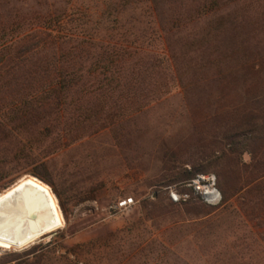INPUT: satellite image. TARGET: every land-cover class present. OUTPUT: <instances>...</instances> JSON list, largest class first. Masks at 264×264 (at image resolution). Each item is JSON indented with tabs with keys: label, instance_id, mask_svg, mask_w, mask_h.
I'll list each match as a JSON object with an SVG mask.
<instances>
[{
	"label": "trees",
	"instance_id": "1",
	"mask_svg": "<svg viewBox=\"0 0 264 264\" xmlns=\"http://www.w3.org/2000/svg\"><path fill=\"white\" fill-rule=\"evenodd\" d=\"M78 1L0 0V156L11 158H0V182L12 161L46 169L47 156L30 152L53 134L56 152L137 120L172 89L232 84L239 102L218 98L213 111L192 121L193 137L216 123L208 157L221 195L216 206L187 186L199 171L183 162L153 183L182 186L188 199H146L139 226L61 250L80 264H101L114 237L142 228L189 240L212 264H264V0H86L84 11ZM74 194L78 203L93 199Z\"/></svg>",
	"mask_w": 264,
	"mask_h": 264
},
{
	"label": "rangeland",
	"instance_id": "2",
	"mask_svg": "<svg viewBox=\"0 0 264 264\" xmlns=\"http://www.w3.org/2000/svg\"><path fill=\"white\" fill-rule=\"evenodd\" d=\"M85 1L79 0L77 6L81 7ZM80 9L83 10V7ZM199 89L188 94L183 90L172 89L160 101L146 108L137 120L115 127L108 126L95 135L56 152L53 151L56 139L53 134L43 146L36 145L30 152L31 156L38 159L47 156L42 160L47 161L46 169L39 162L34 166L10 162L7 165L10 172L0 182V193L21 178L32 176V171L49 177L51 184L39 180L52 191L61 212L63 226L25 248L1 251L0 264H80V258L79 262H75L76 259L67 258L61 249H73L94 239L110 240L108 237L111 235L137 225L144 218L142 206L146 199L150 203L166 204L167 198L172 201L171 192L186 195L188 199L187 193L180 194L184 190L182 186L173 184L168 188L164 184L153 183L165 170L181 166L183 162L185 164L182 168L192 169L194 164L199 171L198 175L213 176L216 183L213 167L208 165V157H211L214 148L211 144L214 140L211 128L216 123L210 121L205 128H198V132L204 135L194 138L192 121L193 118L200 119L213 111V103L218 98L231 104L239 102L242 94L232 84L225 88L214 84L207 89ZM93 127L90 126L89 130ZM198 139L203 141L201 146L195 143ZM186 140H189L188 144L185 143ZM1 157L11 161L8 155ZM242 161L248 163L249 155L244 154ZM61 171L67 175L65 178L58 175L57 172ZM62 180L65 183L61 187ZM201 185H206V182ZM53 187L62 193V204ZM64 188L71 190L63 194L61 191ZM74 192H80V195L76 194L80 199L87 196L93 199L78 203L72 198ZM121 198H132L135 204L123 213L111 215L110 207ZM175 236L177 235L158 234L150 230L144 232L142 228L137 234H118L111 240L112 250L106 251L101 264L216 262L209 253L198 251L189 240L181 242ZM147 245L149 248L142 250ZM259 259L264 260L261 256Z\"/></svg>",
	"mask_w": 264,
	"mask_h": 264
},
{
	"label": "bare ground",
	"instance_id": "3",
	"mask_svg": "<svg viewBox=\"0 0 264 264\" xmlns=\"http://www.w3.org/2000/svg\"><path fill=\"white\" fill-rule=\"evenodd\" d=\"M206 193L209 201H218L216 191ZM62 226L57 201L39 179L24 177L0 193V252L25 248Z\"/></svg>",
	"mask_w": 264,
	"mask_h": 264
},
{
	"label": "built area",
	"instance_id": "4",
	"mask_svg": "<svg viewBox=\"0 0 264 264\" xmlns=\"http://www.w3.org/2000/svg\"><path fill=\"white\" fill-rule=\"evenodd\" d=\"M206 182V185H201V183ZM189 187L194 189L195 194L199 195L203 201L208 205H216L220 200V195L215 188V178L213 176H205V175H197L195 179L188 184ZM211 188L217 192L219 199L217 202H211L207 199L206 189ZM170 197L173 202H179L180 200H186V195H177L175 192L170 193ZM134 200L132 198H121L113 203L110 207V214L117 215L119 213H123L130 209L134 205Z\"/></svg>",
	"mask_w": 264,
	"mask_h": 264
},
{
	"label": "water",
	"instance_id": "5",
	"mask_svg": "<svg viewBox=\"0 0 264 264\" xmlns=\"http://www.w3.org/2000/svg\"><path fill=\"white\" fill-rule=\"evenodd\" d=\"M219 193V192H218Z\"/></svg>",
	"mask_w": 264,
	"mask_h": 264
}]
</instances>
